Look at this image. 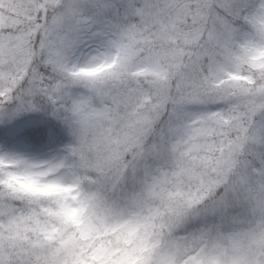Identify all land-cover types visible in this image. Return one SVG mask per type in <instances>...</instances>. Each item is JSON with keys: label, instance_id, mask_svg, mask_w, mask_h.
I'll use <instances>...</instances> for the list:
<instances>
[{"label": "snow or ice", "instance_id": "obj_1", "mask_svg": "<svg viewBox=\"0 0 264 264\" xmlns=\"http://www.w3.org/2000/svg\"><path fill=\"white\" fill-rule=\"evenodd\" d=\"M0 264H264V0H0Z\"/></svg>", "mask_w": 264, "mask_h": 264}]
</instances>
